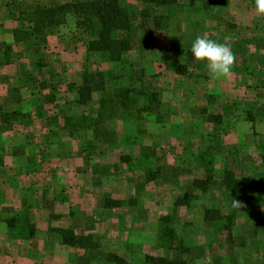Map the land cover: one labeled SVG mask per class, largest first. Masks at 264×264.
Wrapping results in <instances>:
<instances>
[{
  "label": "rangeland",
  "instance_id": "1",
  "mask_svg": "<svg viewBox=\"0 0 264 264\" xmlns=\"http://www.w3.org/2000/svg\"><path fill=\"white\" fill-rule=\"evenodd\" d=\"M64 1L0 0V24L18 29L38 6ZM126 6L133 30L116 36L129 38L133 50L121 63L88 52L92 37L72 17L45 45L18 43L0 32V138L57 141L49 148L61 161L44 169L60 174L42 201L53 206L66 199L70 182L76 228L95 233L101 243L71 250V264H110V254L133 264H146L147 255L187 257L190 264H264V20L255 17L254 0H178L163 9L169 22L152 47L138 18L147 6L136 0ZM203 35L231 47L236 62L230 79L211 78L206 62L192 57L191 45ZM86 77L106 90L80 105L77 90ZM120 89L132 91L127 106L110 102ZM152 93L159 102L146 96ZM202 157L213 162L219 182L225 168L235 171L254 199L246 211L232 218L233 197L221 184L208 192L193 188L206 175ZM149 168L156 179L145 183ZM107 199L124 204L106 208ZM208 210L214 211L209 217L219 212L221 218L206 219ZM165 217L189 254L166 244Z\"/></svg>",
  "mask_w": 264,
  "mask_h": 264
},
{
  "label": "trees",
  "instance_id": "2",
  "mask_svg": "<svg viewBox=\"0 0 264 264\" xmlns=\"http://www.w3.org/2000/svg\"><path fill=\"white\" fill-rule=\"evenodd\" d=\"M127 0H76L67 3H53L51 5H42L36 8V11L30 13V17L21 23V27L13 33L15 42L31 43L32 40H39L40 44H47V38L53 34L55 29L67 23L69 17L76 21V28L82 29L91 35L92 40L87 44V51L90 53H98L103 55L112 63H121L127 54L133 50V44L129 38H118L117 33H129L133 30L132 13L126 6ZM147 6L138 13V18L142 20L141 28L145 32V43L152 47L154 44L155 34L158 31L166 29L169 22V16L163 13V9L172 7L178 3V0H136ZM151 7L155 8L153 10ZM22 17L25 13H21ZM21 17V18H22ZM22 20V19H21ZM149 22L152 26H148ZM27 24V25H26ZM41 38V39H40ZM39 44V43H36ZM91 78H84L82 84L78 87V101L80 105H87L93 98V93L101 90H106V85L91 83ZM94 82V81H93ZM134 92V91H133ZM132 93L131 89H120L117 94H112L110 102L114 103L120 99L122 105L127 106L128 97ZM151 98L150 101L159 102V94H147ZM144 106V109L151 110V102ZM105 101L101 105L105 107ZM252 118V117H251ZM211 122H221L222 117L210 116ZM206 154H204V157ZM200 158L199 165L206 171L203 178L196 179L193 182V188L202 192L212 190L216 185L221 186L232 195L233 199H239L244 206L235 208L232 201V218L238 213L246 211L249 204L253 202V198L246 196L243 190L242 181L237 177L234 170L225 168L219 182L215 176V167L211 160ZM146 182L150 183L156 179V175L151 168L145 169ZM123 201H114L107 199L106 208H115L123 206ZM180 204V203H179ZM214 211L208 210L206 219L216 220L221 218L219 212L215 216H210ZM163 220L170 224V218L165 217ZM264 229V219L262 220ZM56 232L62 236V242L68 247H75L85 250L99 249L101 243L96 242L95 235L89 234L78 236L71 229H57ZM169 240L166 244L170 250H178L182 253L189 254L191 251L179 243V238L173 227H167L164 232ZM165 238V237H164ZM165 240V239H164ZM110 264H133L127 259L117 254H110L108 258ZM146 264H190L189 258H171L147 255L145 257Z\"/></svg>",
  "mask_w": 264,
  "mask_h": 264
},
{
  "label": "crops",
  "instance_id": "3",
  "mask_svg": "<svg viewBox=\"0 0 264 264\" xmlns=\"http://www.w3.org/2000/svg\"><path fill=\"white\" fill-rule=\"evenodd\" d=\"M67 2L70 0L64 1ZM3 26L4 23H1V33ZM15 30H6L12 33V40ZM6 31L4 30L5 33ZM9 126L14 131L29 128L28 125ZM40 126L31 125L30 129L36 132ZM54 128L55 126L50 125L48 130ZM18 135L20 136L17 134V137L0 138V257L4 264H71L69 252L76 248L64 245L62 236L56 230L71 229L78 236L95 233L82 235L75 226V205L69 200L68 189L72 187L70 182L66 185V199L60 198L53 206L44 205L42 201L41 195L57 186L53 179L59 178L60 173L55 171L57 169H44L46 165L51 166L53 162L61 161V158L52 156L49 148L56 146L57 141H51L48 137L41 141L26 138H23L26 141H20L22 138ZM43 142H46V148H43L45 151H39L38 147L42 148ZM45 160L51 162L43 163Z\"/></svg>",
  "mask_w": 264,
  "mask_h": 264
},
{
  "label": "clouds",
  "instance_id": "4",
  "mask_svg": "<svg viewBox=\"0 0 264 264\" xmlns=\"http://www.w3.org/2000/svg\"><path fill=\"white\" fill-rule=\"evenodd\" d=\"M255 17L264 20V0H254ZM191 55L196 62H206L208 74L213 79H230L233 76L232 68L236 56L227 44L216 42L206 35L198 36L191 45ZM185 56L180 58V62ZM239 199L233 200V207H243Z\"/></svg>",
  "mask_w": 264,
  "mask_h": 264
}]
</instances>
